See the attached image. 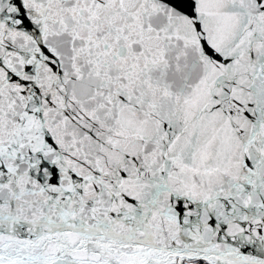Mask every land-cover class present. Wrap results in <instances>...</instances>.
Listing matches in <instances>:
<instances>
[{
    "label": "snow or ice",
    "instance_id": "obj_1",
    "mask_svg": "<svg viewBox=\"0 0 264 264\" xmlns=\"http://www.w3.org/2000/svg\"><path fill=\"white\" fill-rule=\"evenodd\" d=\"M0 264H264V0H0Z\"/></svg>",
    "mask_w": 264,
    "mask_h": 264
}]
</instances>
